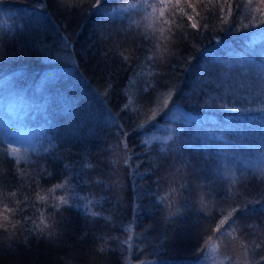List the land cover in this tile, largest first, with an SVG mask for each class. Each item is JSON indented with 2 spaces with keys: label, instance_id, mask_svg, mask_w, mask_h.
<instances>
[{
  "label": "trees",
  "instance_id": "trees-1",
  "mask_svg": "<svg viewBox=\"0 0 264 264\" xmlns=\"http://www.w3.org/2000/svg\"><path fill=\"white\" fill-rule=\"evenodd\" d=\"M100 2L0 0V264H264V0Z\"/></svg>",
  "mask_w": 264,
  "mask_h": 264
},
{
  "label": "rangeland",
  "instance_id": "rangeland-1",
  "mask_svg": "<svg viewBox=\"0 0 264 264\" xmlns=\"http://www.w3.org/2000/svg\"><path fill=\"white\" fill-rule=\"evenodd\" d=\"M11 86H12V83H10L9 81H4L0 84V110H1L0 113H3L7 116L13 114V116L16 117L15 111L17 113H19L17 108L20 107L21 109H23L25 111L24 105L26 104L27 106H29V104H27V102H26V99H27L26 95L24 97L22 95V98L19 96H14L13 94L10 95V87ZM18 95H20V94H18ZM180 111H182V110H180ZM38 112H39L38 110L35 111V115H38L37 114ZM31 115H33V113ZM185 115H187V113H185ZM38 116H39L40 120L38 118L33 117L35 123H37L36 125L43 124V119H42L41 115L39 114ZM38 116H36V117H38ZM23 117L25 118V113L21 115V119ZM27 119H29L27 122H29L30 126L33 125L31 118L29 117ZM24 123L25 122H21L20 125H25ZM38 134H39V132L34 127H31V128L30 127H25V128L21 127L20 129H17L14 132L15 142L19 145V147L17 148V152H18L19 156L24 155L26 150H28L30 147L33 148L34 145H36V137Z\"/></svg>",
  "mask_w": 264,
  "mask_h": 264
},
{
  "label": "snow or ice",
  "instance_id": "snow-or-ice-1",
  "mask_svg": "<svg viewBox=\"0 0 264 264\" xmlns=\"http://www.w3.org/2000/svg\"><path fill=\"white\" fill-rule=\"evenodd\" d=\"M54 2H55V0H54ZM92 7L97 8V9L101 8V7H102V4H101L100 0H96V3H95L94 5H92ZM192 7L194 8V5H192ZM181 11H183V9H182ZM187 19H188L189 21H192L194 18H193L191 15H189V16H187ZM234 26H235V25L233 24L231 27L225 29V31H231L232 28H233ZM191 27H192V28L199 29V28H200V25H197L196 23H193V24H191ZM203 27L206 28V27H207V24H205ZM180 40H181V41L184 40V35H183V33H181ZM70 44H71V40H70V38H67V37L64 38V44H63L64 49H68V48L70 47ZM174 47H179V43L175 44ZM153 48H155V45H153ZM125 59H126V58H125ZM180 59H186V58H185V57H181ZM169 67H173V65H172L171 63H169ZM260 85H264V73H261V75H260V82H259V84H254V99L256 98V97H255V88H256V87H259ZM164 86L166 87L167 85H164ZM169 99H171V94L169 95ZM124 107L127 108L128 105L125 104ZM58 187H63V185H58ZM61 200H63L64 203H68V201L64 200L63 197H61ZM229 215H231V213H229ZM227 219H228V217L225 216L223 219H221V220L219 221V224H220V225L225 224V222L227 221ZM217 231L219 232L220 229L217 228ZM25 242H26V241H25ZM99 251H100V252H104L105 250H104L103 248H100ZM260 261H261V262H264V256H261V257H260Z\"/></svg>",
  "mask_w": 264,
  "mask_h": 264
}]
</instances>
